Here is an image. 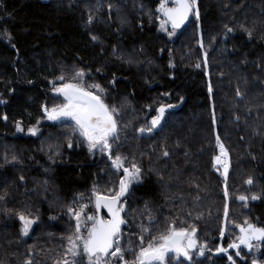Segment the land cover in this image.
I'll use <instances>...</instances> for the list:
<instances>
[{"label":"trees","instance_id":"obj_1","mask_svg":"<svg viewBox=\"0 0 264 264\" xmlns=\"http://www.w3.org/2000/svg\"><path fill=\"white\" fill-rule=\"evenodd\" d=\"M196 1L197 16L169 36L153 0H0V264H88L75 216L117 195L116 158L139 175L127 264L171 231L205 253L166 264H264V238L228 251L264 209V0ZM61 83L112 113L108 151L91 154L67 122L17 132L61 102ZM162 107L172 110L154 132ZM221 149L226 175L214 166Z\"/></svg>","mask_w":264,"mask_h":264},{"label":"water","instance_id":"obj_2","mask_svg":"<svg viewBox=\"0 0 264 264\" xmlns=\"http://www.w3.org/2000/svg\"><path fill=\"white\" fill-rule=\"evenodd\" d=\"M159 8L162 22L177 30L182 31L193 17L194 7L191 0H172L171 6H164L163 8L159 6ZM65 95L74 103L86 105L84 111L76 110L72 114L77 116L89 129L108 133L113 131V121L107 115L105 107L98 98L75 88H67ZM171 110V107H162L158 111L157 117L152 120L154 132L158 130L164 121L165 113ZM117 166V163L113 165L115 169ZM137 176L138 173L136 171L123 170L119 193L114 197L98 196L94 199L93 207L96 211L97 221L86 236L84 250L88 258L98 259L99 256L106 258L114 249V241L121 234L125 226L124 217L126 214V199L130 192V181ZM103 213L107 216V221L102 217ZM249 230L254 232L253 237H250L248 234ZM240 233L241 238L239 243L231 245L228 249L229 252L244 246L249 249L250 238L251 241H261L264 238V231L256 229L253 226L241 228ZM182 239L183 236L176 235L170 241V245L178 248ZM190 241L193 242L192 239ZM161 259L162 254L156 252H148L143 257L145 263H153Z\"/></svg>","mask_w":264,"mask_h":264},{"label":"rangeland","instance_id":"obj_3","mask_svg":"<svg viewBox=\"0 0 264 264\" xmlns=\"http://www.w3.org/2000/svg\"><path fill=\"white\" fill-rule=\"evenodd\" d=\"M157 3L161 2V8H163L164 6H171V1L172 0H153ZM193 7H194V11H193V17L197 16V1L196 0H191ZM159 7V5H158ZM160 8L158 9L159 12ZM161 17V15H160ZM160 29L161 31L164 32H168L167 34L169 36L172 35H176L178 34L181 30H177L174 28H170L169 25L165 24V22H162V17L160 19ZM174 29V30H173ZM176 31V32H175ZM178 32V33H177ZM98 77L101 79H105V75L103 72H98L97 73ZM67 88H75V89H80L79 87L73 85V84H63L61 83L59 86H57L54 91H53V95L56 96L58 99H60V103L57 106H54L53 108H44L43 111V115L41 117V119L39 120V122L32 128L30 129H18V133L23 134V135H36L38 133V131L40 130L41 125L45 124V123H51V124H57V123H61V122H67V123H71L72 125L75 126L76 130L79 132V134L82 136V138L84 139L89 151L91 154L93 153H102L105 151H108L109 146H110V142L112 140V138L115 136L117 130H116V125L113 123L114 125V129L111 133L108 132H97L94 130L89 129L84 123H82L77 116L73 115L72 113H74L76 110H81L84 111L86 108L83 104L80 103H74L72 102L66 95H65V90ZM100 89V87H99ZM85 92V91H84ZM101 101V100H100ZM102 102V101H101ZM103 106L105 107L106 111L107 108L104 105V103L102 102ZM107 115L112 119L113 121V115L112 113H110L109 111H107ZM104 148H108V149H104ZM228 156L227 152L224 149H221L220 153L218 156L216 157H226ZM215 157V159H216ZM117 159H113L112 160V166L117 163V165L120 163H122V160H119L117 162ZM214 159V161H215ZM219 159V158H218ZM214 166L218 169H220L222 171V173L224 175H226L228 173L229 170V156H228V163H226L225 167H219L218 165ZM119 166H117V168L115 169L116 171L119 170L118 168ZM120 186V184H119ZM119 193V191H118ZM117 193V194H118ZM93 211V210H92ZM89 220V224H92L93 222V218H92V212L89 213L88 217L87 216H83L80 214H77L75 216V220H76V224H77V229L80 234L79 236V241L82 243V245L85 248V242H86V236H87V232L85 230H87L89 228V226L87 225V219ZM91 220V221H90ZM53 223L55 225H60L58 220H53ZM256 229H259L261 231H264V209L259 213L257 220L255 222H251V223H247L246 226H252ZM24 232L27 234L28 230H29V225H25L23 227ZM82 230V231H81ZM84 230V231H83ZM89 230V229H88ZM176 233V231H171L166 237H164L161 242L158 245H155L149 249H147L145 252H143V254L141 255V264H147L145 262H143V255L146 252H150V251H155L156 253H161L163 255L162 260L156 261L154 264H166V259L169 256H173V258L175 260H178L180 258V256L178 255V253L171 247L170 245V238L172 237V235ZM181 233V232H180ZM82 234V235H81ZM186 236L189 234L188 232L186 233ZM238 242H234L233 244H237ZM259 241H252L250 243V249L252 250H257L258 246H259ZM246 247V246H244ZM72 250L73 248H75V246L71 247ZM230 248V247H229ZM228 248V249H229ZM239 248H237L235 250V253H239ZM204 254V250L200 249L199 254L200 256H203ZM195 254H187L186 256H184L182 259L186 260V261H191Z\"/></svg>","mask_w":264,"mask_h":264},{"label":"flooded vegetation","instance_id":"obj_4","mask_svg":"<svg viewBox=\"0 0 264 264\" xmlns=\"http://www.w3.org/2000/svg\"><path fill=\"white\" fill-rule=\"evenodd\" d=\"M84 105V104H83ZM85 108H86V105H84ZM114 126V125H113ZM114 129V128H113ZM96 131V130H94ZM98 132V131H97ZM121 160L120 158L117 159V162ZM118 168L119 170L117 171V176L120 178V183H121V180H122V177H123V170H126L123 166H122V163L118 164ZM114 168V167H113ZM115 169V168H114ZM130 172H134V171H130ZM119 183V184H120ZM139 184V175L134 178L133 180L130 181V190L137 186ZM119 189H120V186H119ZM116 196V195H114ZM114 196H111V197H114ZM102 217L104 218V220L107 221V216L103 213L102 214ZM92 218L94 219L91 226L89 227V230L87 231V234L89 233L90 229L95 225L96 221H97V216H96V211L94 210V207H93V211H92ZM125 219V217H124ZM91 221V220H90ZM124 229V228H123ZM123 229H122V232H123ZM122 232L121 234L115 239L114 241V249L106 256V258H102L101 256L98 257V259H90L88 258L87 256V263L88 264H127L123 258V255H122V249H121V241H122ZM248 234L250 235V237H253L254 235V232L253 231H248ZM176 235H181L183 236V239L180 243V245L178 246V248H175L174 246L171 245V247L178 253V255L180 256V259H182L184 256H186L187 254H195L194 256L196 258H202L203 256H200L198 255L199 254V251L200 249H203L204 250V247H201L199 246L198 242L196 241V239L194 238V236L192 234H188L186 236L185 233H180V232H176L172 235V237L170 238V241L176 236ZM120 239V240H119ZM190 239L193 240V242L190 241ZM251 239V238H250ZM249 239V243H251L252 241ZM192 249V250H190ZM150 252H155V251H150ZM148 253V252H146ZM144 253V255L146 254ZM158 253V252H157ZM204 253H205V250H204ZM161 254V253H160ZM143 255V257H144ZM169 257H173V256H169ZM168 257V258H169ZM162 258H163V255H162ZM167 258V259H168ZM166 259V260H167ZM162 260V259H161ZM159 261V260H157ZM144 262V261H143ZM156 262V261H155ZM155 262L153 263H147V264H154ZM132 264H136V263H132ZM140 264V263H139Z\"/></svg>","mask_w":264,"mask_h":264},{"label":"built area","instance_id":"obj_5","mask_svg":"<svg viewBox=\"0 0 264 264\" xmlns=\"http://www.w3.org/2000/svg\"><path fill=\"white\" fill-rule=\"evenodd\" d=\"M226 163H228V156H226V157H216V159L214 161V164L218 165L219 167H225Z\"/></svg>","mask_w":264,"mask_h":264},{"label":"bare ground","instance_id":"obj_6","mask_svg":"<svg viewBox=\"0 0 264 264\" xmlns=\"http://www.w3.org/2000/svg\"><path fill=\"white\" fill-rule=\"evenodd\" d=\"M171 28V27H170ZM174 30V29H173ZM176 32V31H175ZM178 33V32H177ZM253 226V225H252ZM244 248V247H243Z\"/></svg>","mask_w":264,"mask_h":264}]
</instances>
